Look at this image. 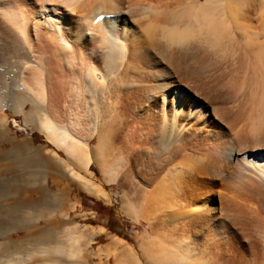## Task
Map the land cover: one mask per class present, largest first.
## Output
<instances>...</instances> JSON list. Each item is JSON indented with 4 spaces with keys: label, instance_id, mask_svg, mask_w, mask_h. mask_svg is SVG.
I'll return each instance as SVG.
<instances>
[{
    "label": "bare ground",
    "instance_id": "obj_1",
    "mask_svg": "<svg viewBox=\"0 0 264 264\" xmlns=\"http://www.w3.org/2000/svg\"><path fill=\"white\" fill-rule=\"evenodd\" d=\"M0 55L20 71L14 110L29 101L69 162L82 160L95 135L108 144L117 123L133 120L141 143L120 179L138 178L140 200L125 192L122 209L153 232L141 244L148 264H264V0H0ZM73 100L91 102L97 119L76 102L79 119L66 115L60 129L57 111ZM104 147L101 166L112 169ZM1 158L9 163L0 164V264H79L65 190L51 193L40 171L13 166L33 160L58 184L65 164L24 144ZM17 218L22 230L33 219L46 225L12 241L4 234ZM124 252L114 260L137 264Z\"/></svg>",
    "mask_w": 264,
    "mask_h": 264
},
{
    "label": "rangeland",
    "instance_id": "obj_2",
    "mask_svg": "<svg viewBox=\"0 0 264 264\" xmlns=\"http://www.w3.org/2000/svg\"><path fill=\"white\" fill-rule=\"evenodd\" d=\"M16 65H17L16 61H14V59H12L10 56L0 55V97L2 98V99L0 98L1 99V103H0V106H1L0 107V130H1L0 131V152L8 151L14 145L21 147L24 144L26 146H29L32 150L41 149L42 151L46 153H51V154L53 153L54 155L58 156V159L63 163V166L65 164L67 168V175L68 173L69 175L68 176L60 175L61 177L59 176V178L61 179V181H59L58 184L54 183L52 181V178L45 177L46 169L42 166L34 164L36 162L33 160H30L29 163H27L25 165L26 167L24 168H22L20 165H17L16 163L13 166H16L15 170L17 173L20 174V173L25 172L23 173L25 174V176H26V172L30 173L32 172V170L36 172L40 171V174H41L40 179L42 180L45 178V182H46L45 184L47 185L48 190L51 193L56 192V191L60 192L61 190H65L62 196H63L64 202L68 204L67 208L65 209L66 220H64L65 219L64 217H55V218H58L59 222H62V220H64V221L69 222L71 225L77 227L76 234L80 235V237L78 238V244H79V247L81 248L79 255H78L80 259L79 264H121L118 260L117 261L114 260L117 258V253L121 249L125 250L124 254L131 255L135 263L148 264L141 255V252H142L141 244L142 243L146 244V241H147L146 239L152 238L150 236L153 235V232H150L152 230L140 218L134 219L131 216H128L127 214H125V212L122 209V203H123L122 196L123 195L126 194L127 197L129 196L128 198L131 200V202H134L136 205H137V202L140 200L139 198L140 193H139V190L137 189L139 188L138 178L128 177L129 179H127L125 183L122 182L120 179L122 173L125 172L128 169L129 165L131 164V162L129 161L132 159L131 158L132 154L133 155L136 154V151L138 153V150H136L137 143L138 142L141 143L140 142L141 139H139L140 141H138L137 139L139 136L133 137L131 133L134 130V128L132 127L133 124L131 123L133 122V120H131L129 124L128 123L124 124L123 122L121 124L120 122L117 123L115 129L113 130L114 134L116 133V138H114L115 136L113 137L111 136L112 138H110L109 143L104 144L105 147L104 145L98 146V141H97L98 138L95 135L93 139L89 142V148L88 149L85 148L84 150V154H86L84 156L85 158L83 157L82 160L79 159L80 161L72 158V161L69 162L67 160V157H65L66 155L64 154L65 152L64 148L60 147L57 144V142H54L53 140L48 138L44 128H42V126L39 124L40 122L39 114L38 113L36 114L34 112L33 106L29 101H28L29 103L27 101L24 102L21 108V112L14 110L16 108V105L12 102V99L14 98L13 96L15 95L14 92L16 93L15 91L16 89L15 84L17 83L16 80L18 78V75H20V71L17 69L18 67H16ZM94 76L96 77V75ZM98 95H100V92H98ZM71 102L67 104L68 107H65V108L59 107L57 111V115L59 113L60 114L58 115L59 117H58V120L56 121L59 123H56V124L60 126L59 127L60 129H64L66 122L68 121V118H66V115L67 117L68 116L71 117L69 118L71 120H72V117L74 118L73 120L75 121L79 119L80 115L77 117L78 112L77 113L72 112L74 111L72 109L75 108L74 104L76 102H77L76 105L78 104V106L81 103L80 106L81 108L83 106V108L81 109L80 106L79 108L81 109V111L85 110L83 112L85 113L84 116L86 115L88 117V120H90L91 123H94V118L95 120L97 118L94 113V110L91 108V105H92L91 102L86 101V100L79 101V103L78 101H74L73 103ZM101 105H102L101 108L104 110V111L102 110V114L109 116V118L111 117L110 119H108L110 120V123L112 121L114 122L116 118H114L115 117V113H113L114 111L112 112V110H114L112 105H109V103L107 102H103L101 103ZM106 105H108V107ZM66 111L67 113L68 112H71V113L67 114ZM62 112H64V114ZM111 112L113 114H111ZM113 122L111 124H113ZM130 123L132 124L131 126H130ZM129 127H132L133 130L132 128H129ZM128 137L130 141L128 140ZM117 138L120 140H118ZM131 138L133 139V141H135L136 139L138 141V142L137 141L133 142V144L136 143L135 146H132V147H135L134 149L135 151L134 150L132 151V148H130L131 146L130 142L132 141ZM125 140L128 141L127 144ZM103 147L104 148L107 147V149L109 148L108 150L110 152L108 154L109 156L108 158L109 159L111 158L112 161L109 160L111 163L108 164V167L112 166V169L110 167L109 169L107 168L108 170H106L101 166L104 163L103 162L104 158L101 157L100 153L98 152H100V150L103 149ZM114 153H116L117 155ZM112 155L115 157H113ZM86 159L87 160L90 159V160H89V165L87 169L84 170L80 166H82L81 163L83 162V160H86ZM125 159H127L128 161ZM113 160L114 161L117 160V162L120 163L119 166L118 164L117 166H114V163H117V162H114ZM5 162L9 163L5 158L0 159V164H6ZM125 163L127 165H125ZM75 164H78L79 166L77 165L78 166L77 167ZM138 167L139 166L135 167V169H137ZM114 170H117L116 172L118 174ZM105 171H108V173ZM5 175L7 174L6 173L1 174L3 178L9 179L8 176L6 177ZM78 178H80L82 181L87 182L88 184L96 188L97 191L99 192V196H96L91 193H86L84 190H82L77 182ZM20 182H21L20 180L15 181V183L21 185L15 188L17 194L22 193V186H24ZM134 183L136 185H134ZM133 185L134 187L135 186L136 187L134 188ZM27 186H30V184H28ZM0 197L2 196L0 195ZM41 203L42 202L39 201L37 205H40ZM136 213H138V209L136 210ZM1 218L8 219L7 217L4 218L3 216H1ZM20 220H26V219L17 218V222L19 224L15 223L16 224V225L14 224L15 226L12 224L13 227L12 225L11 227L13 229L11 227H10L11 229L8 227L9 230L7 231V233L5 232L6 233L4 234L5 237H9L12 241H16L23 235L29 233L32 229L34 228L36 229L38 227H42L46 225L45 218H41L40 221H37V223L36 221H33L34 220L33 219L30 222H28L27 227L29 229L22 230L17 226L18 225L20 226L22 224H24L23 226H25L26 222L24 221L21 224ZM12 221L13 220L9 222H12ZM155 242L156 241H154L153 243ZM110 243H112L111 246H110ZM114 251L117 253H115ZM156 252L158 253L159 251H156ZM65 255L63 256L65 257ZM36 256H37L36 254L33 255L34 258ZM33 257L32 259H34ZM157 262L159 261H156L155 264H157Z\"/></svg>",
    "mask_w": 264,
    "mask_h": 264
},
{
    "label": "snow or ice",
    "instance_id": "obj_3",
    "mask_svg": "<svg viewBox=\"0 0 264 264\" xmlns=\"http://www.w3.org/2000/svg\"><path fill=\"white\" fill-rule=\"evenodd\" d=\"M62 10V9H61Z\"/></svg>",
    "mask_w": 264,
    "mask_h": 264
}]
</instances>
